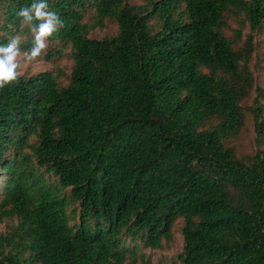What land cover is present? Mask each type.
Segmentation results:
<instances>
[{
  "label": "trees",
  "instance_id": "1",
  "mask_svg": "<svg viewBox=\"0 0 264 264\" xmlns=\"http://www.w3.org/2000/svg\"><path fill=\"white\" fill-rule=\"evenodd\" d=\"M32 2L0 0V44L30 46L15 12ZM47 3L50 52L73 63L67 83L0 89V221L17 220L0 264H154L139 250L177 221L184 247L161 264H264V0ZM107 21L117 34L90 36Z\"/></svg>",
  "mask_w": 264,
  "mask_h": 264
},
{
  "label": "rangeland",
  "instance_id": "2",
  "mask_svg": "<svg viewBox=\"0 0 264 264\" xmlns=\"http://www.w3.org/2000/svg\"><path fill=\"white\" fill-rule=\"evenodd\" d=\"M146 1L147 0H131V3L142 4ZM86 14V19H89L90 16H92L93 11L89 10ZM118 32L119 29L117 24L107 21L105 26L92 29L90 31V36L95 38H101L104 35L117 34ZM48 52L49 54H51L50 59L47 57ZM69 52L70 49L68 47L63 48L61 54L53 55L52 51L50 52V49L48 47L44 56L38 62L25 65L22 70L23 74L33 75L43 71H52L54 72V74L59 75V81L61 83H67L68 75L70 74L73 63ZM255 60L258 63V66L256 68L257 81L260 85L264 86V43H262L259 50L256 52ZM238 145L241 147V149H244L245 152H251L258 147L257 133L254 122L249 123V130H245L243 132L241 139L238 141ZM0 180L3 181V177ZM0 185H3V183H0ZM16 224L17 220L15 217L4 218L2 221H0V236L3 234L5 235L9 231H11V227ZM173 234V242L165 246L164 248L155 250H152L150 248H141L139 250V253H145L147 259L152 261L154 264L170 263V261L174 259L184 247V239L182 235V221H177L173 229ZM138 264L142 263L138 262Z\"/></svg>",
  "mask_w": 264,
  "mask_h": 264
},
{
  "label": "clouds",
  "instance_id": "3",
  "mask_svg": "<svg viewBox=\"0 0 264 264\" xmlns=\"http://www.w3.org/2000/svg\"><path fill=\"white\" fill-rule=\"evenodd\" d=\"M21 28L27 26L30 46L22 48V36L17 33L6 44H0V89L18 83L26 64L38 62L48 48V41L63 27L56 12L49 9L47 0H33L15 12Z\"/></svg>",
  "mask_w": 264,
  "mask_h": 264
}]
</instances>
